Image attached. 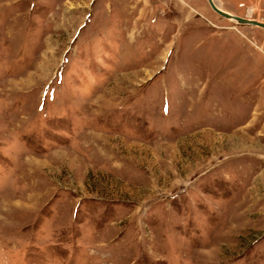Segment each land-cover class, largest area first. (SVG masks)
Masks as SVG:
<instances>
[{
    "label": "rangeland",
    "instance_id": "374dc122",
    "mask_svg": "<svg viewBox=\"0 0 264 264\" xmlns=\"http://www.w3.org/2000/svg\"><path fill=\"white\" fill-rule=\"evenodd\" d=\"M0 264H264V28L0 0Z\"/></svg>",
    "mask_w": 264,
    "mask_h": 264
},
{
    "label": "water",
    "instance_id": "95a60500",
    "mask_svg": "<svg viewBox=\"0 0 264 264\" xmlns=\"http://www.w3.org/2000/svg\"><path fill=\"white\" fill-rule=\"evenodd\" d=\"M207 2L215 13L228 20L234 21L238 25L258 26L264 28V20H259L255 18H246L230 13L222 9L219 5H217V3L214 0H207Z\"/></svg>",
    "mask_w": 264,
    "mask_h": 264
},
{
    "label": "bare ground",
    "instance_id": "6f19581e",
    "mask_svg": "<svg viewBox=\"0 0 264 264\" xmlns=\"http://www.w3.org/2000/svg\"><path fill=\"white\" fill-rule=\"evenodd\" d=\"M216 3H217V5H219L220 6V4L217 2V0H214ZM221 7V6H220Z\"/></svg>",
    "mask_w": 264,
    "mask_h": 264
}]
</instances>
